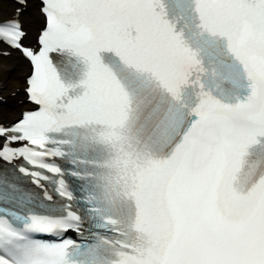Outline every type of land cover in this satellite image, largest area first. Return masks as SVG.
Segmentation results:
<instances>
[{"label":"snow or ice","instance_id":"1","mask_svg":"<svg viewBox=\"0 0 264 264\" xmlns=\"http://www.w3.org/2000/svg\"><path fill=\"white\" fill-rule=\"evenodd\" d=\"M16 2L0 264H264V0H39L36 49Z\"/></svg>","mask_w":264,"mask_h":264},{"label":"bare ground","instance_id":"2","mask_svg":"<svg viewBox=\"0 0 264 264\" xmlns=\"http://www.w3.org/2000/svg\"><path fill=\"white\" fill-rule=\"evenodd\" d=\"M37 4V0H27V6L19 13L20 18L23 21V26L25 24L27 28L25 39L27 37L29 44L36 40V36L35 39H32L34 34L41 31L43 27V19L39 14ZM18 7L19 5H15L9 0H2L0 2V20L13 17L17 13ZM22 13L25 14L22 16ZM16 54L17 53L14 52L7 58L1 57L0 59V88L4 87L6 83L4 81L5 77H10L15 80L12 86V89H15L14 98L8 97L5 101L6 104L0 106V124L9 121L11 122V120H14L15 117L19 116L21 111L28 109L29 107L25 105L23 91L24 77L29 69L24 60Z\"/></svg>","mask_w":264,"mask_h":264},{"label":"rangeland","instance_id":"3","mask_svg":"<svg viewBox=\"0 0 264 264\" xmlns=\"http://www.w3.org/2000/svg\"><path fill=\"white\" fill-rule=\"evenodd\" d=\"M25 25V24H24ZM26 28V27H25ZM15 73V72H14ZM11 74H13V73H11ZM6 83H5V89H3V88H1L0 89V95L1 96H6L10 91H11V89H12V86H13V84H14V82H15V80L14 79H11L10 77H7V79H5L4 80ZM7 84H10V85H7ZM21 84V83H20ZM1 90L2 91H4L5 90V92H6V94L4 95L2 92H1ZM0 106H1V104H0ZM14 118V117H13Z\"/></svg>","mask_w":264,"mask_h":264}]
</instances>
